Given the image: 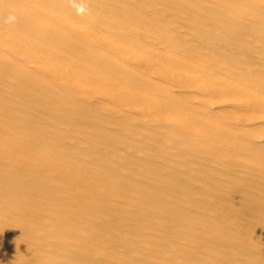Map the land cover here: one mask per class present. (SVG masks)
Instances as JSON below:
<instances>
[{
	"label": "bare ground",
	"instance_id": "obj_1",
	"mask_svg": "<svg viewBox=\"0 0 264 264\" xmlns=\"http://www.w3.org/2000/svg\"><path fill=\"white\" fill-rule=\"evenodd\" d=\"M0 264H264V0H0Z\"/></svg>",
	"mask_w": 264,
	"mask_h": 264
},
{
	"label": "clouds",
	"instance_id": "obj_2",
	"mask_svg": "<svg viewBox=\"0 0 264 264\" xmlns=\"http://www.w3.org/2000/svg\"><path fill=\"white\" fill-rule=\"evenodd\" d=\"M85 9H84V7L83 6H80L79 8H78V11L79 12H83ZM15 19V17H9V21H12V20H14Z\"/></svg>",
	"mask_w": 264,
	"mask_h": 264
}]
</instances>
